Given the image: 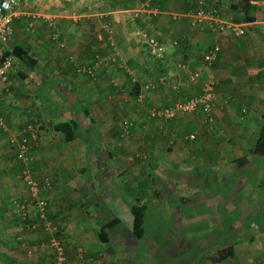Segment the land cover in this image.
<instances>
[{
  "label": "crops",
  "instance_id": "0c3cea01",
  "mask_svg": "<svg viewBox=\"0 0 264 264\" xmlns=\"http://www.w3.org/2000/svg\"><path fill=\"white\" fill-rule=\"evenodd\" d=\"M143 1L26 0L21 1L13 9L15 13L13 34L6 48L12 50L13 46L22 45V49L14 50L9 54L12 65L9 69L8 81L3 82L0 79V106L4 109V122L7 124L6 130L0 129V264H36L37 261L54 264L50 256H53L52 250L56 246L59 248H56L57 251L73 252L72 258L77 253V261L72 264H95L92 261H84L83 254L93 255L108 250L103 246L104 242L97 238L98 230L92 220L94 211L102 214L106 220L113 215L121 219L120 214L125 212L131 220L130 201L136 198V202H145L143 194L137 193L134 196L128 194V198H125L128 190L123 183L124 178L120 180L119 187L117 186L121 189L120 193L111 188V182L96 181L95 184H99L96 193L87 198L84 180L78 179L81 173L79 169L74 170L75 166L72 164L77 159L75 156L78 148H81L77 142L78 138L65 142L62 135L48 128L45 129L48 125L40 128V140L30 149L34 162L30 166L32 175L41 179L42 184L46 177L51 181V187H43L40 192L47 202L43 217L39 216V208L30 198L25 182L15 178L20 175V171H17L19 163L10 158L13 149L9 139L17 136V133L21 134V127L25 123H22V120L26 121L36 115L47 122L70 117L78 120L80 100L84 95L82 92L88 93L86 100L89 105V115L93 120L101 116V113H94L96 108L102 107L105 110L110 108L111 90L106 77L110 76L111 67L106 64L99 67L98 64L93 73L84 71V74H80L77 62L87 64L92 62L95 66L98 61L100 64L107 63L109 55L112 56L117 52L118 56L112 59L123 67L127 64L131 65L128 66L130 69L126 67V70L130 72L127 74L131 75L127 76H131L132 80L140 83L149 79L155 80L154 82L158 83L157 87L173 83L174 87L171 84L169 89L175 94L186 86L191 92L187 97L202 92L203 78L209 74L215 79L214 100L218 104L219 92L232 94L231 88L238 85L245 89L250 86L248 91L251 89L253 93H257L258 88L263 91L264 83L258 78L264 76L262 69L264 51L263 54L260 53L261 43L258 42L259 39L256 40L258 36L253 29L257 28L259 23H264V19L259 20L257 17L259 9L264 11V0H256V2L210 0L221 11L222 18L232 20L237 18L240 20L237 22L245 23L246 30L240 41H235L230 34L219 32L216 27L195 24L191 14L197 8L196 0H154L151 3L152 11L143 10L134 17L129 9L139 8ZM246 3L257 5L251 8L254 10L253 13L245 10ZM250 15H253V18H249ZM52 24L53 26H50ZM106 24H110L112 30L114 29L112 35L106 30ZM53 29L58 31L55 38L59 39V45H66L64 51H59L57 46L52 49L48 45L43 46L45 37L51 36ZM135 29L154 35L165 43L168 42L167 52L162 57L149 52L144 37L137 35ZM106 39L114 41L113 48H109ZM214 44L220 45L216 60L211 63L202 61L201 56ZM244 46L249 53L245 57L241 55L242 50L246 48ZM67 48L75 50L73 52L75 69H71L72 64L67 62L69 58ZM70 57L69 59L72 60V54ZM145 59L150 62L147 64ZM172 62L173 64L170 65ZM158 69L161 71L160 74H157ZM195 69H201V75L191 79V72ZM87 72L91 76L87 75ZM169 76V81L159 79L162 77L167 79ZM237 76L253 79L244 83L243 78L236 79ZM157 87L155 85L154 88L146 90L154 92ZM83 89L85 91H82ZM259 96L262 98L264 93H260ZM86 100L82 101L86 102ZM48 103H52L53 108H49ZM213 112L216 118H219L220 110L215 103ZM193 115L196 116L194 113L185 115L188 122L196 123ZM105 117L106 115L101 116L100 120H105ZM177 120L174 116L169 120H161V124H166V128L170 131L176 122L178 123ZM97 131H100V128ZM101 133L87 137L99 140L100 144ZM102 136L108 139L110 133H103ZM140 136L154 137L151 147L152 150L157 148L155 143H158V138L154 143L153 133L151 135L141 133ZM81 151L83 155H91L92 150L90 147L89 149L85 147ZM114 152V150L110 151V154ZM94 165L95 171H102V174L98 175L99 178L104 176L105 170H102L98 163ZM88 173L90 175V172ZM108 186H111L108 188L110 191H105ZM151 188V196L156 198L155 187ZM75 190H78L80 198L73 196ZM88 203L93 205V209H89ZM32 222L35 223L34 227H30ZM49 225L50 227L47 228Z\"/></svg>",
  "mask_w": 264,
  "mask_h": 264
},
{
  "label": "rangeland",
  "instance_id": "374dc122",
  "mask_svg": "<svg viewBox=\"0 0 264 264\" xmlns=\"http://www.w3.org/2000/svg\"><path fill=\"white\" fill-rule=\"evenodd\" d=\"M255 7L256 4L250 3L244 6L248 13H253L254 10L251 8ZM14 8L15 6L12 7ZM257 17L259 20L264 19V11L259 9ZM256 27L253 30L257 33L256 40L259 39L260 53L263 54L264 23H259ZM110 29L112 35L114 29L111 27ZM243 35L233 39L240 41ZM58 41V38L46 36L43 46L48 45L50 49L57 46L59 51H64L66 45L60 46ZM106 43L109 48H113L109 39H106ZM66 50L69 51L70 59V55L73 56L72 60L67 58V62L72 64L71 69H75L76 64L73 63L75 50L69 48ZM248 54L246 47L241 55L245 57ZM107 58L106 60L110 61L101 64L98 61L95 66L99 64L101 67L106 64L111 67L110 76L106 77L111 90V105L108 110L102 107L95 109L94 113L106 115L105 120H100V116L92 121L82 113L89 107L86 100L88 93L82 92L84 95L81 98L86 102L80 100L79 105L78 122L82 135H79L77 142L81 148H78L75 156L77 159L72 163L75 166L73 169H79L81 173L78 179L84 180L87 198L96 193L99 187V184H95L96 181L111 182L112 187L108 186L105 191H110L108 188L111 187L120 193L118 184L124 178L125 186L128 179V192L125 198H128V194L131 196L143 194L148 209L143 236L137 237L133 233L129 215L121 213L119 223L111 226V229L108 228L109 239L103 245L108 251L93 255L84 253L83 260L95 264H260V262L264 264V155L248 152L262 121L264 96L260 98L259 95L264 93V89L262 91L258 88L257 93H253L251 89L248 91L250 86L241 89L238 85L231 88L232 94L219 92V104L214 100L220 110L219 118H216L213 112V121L208 122L199 111L179 110L174 115L178 123L176 122L174 128L169 131L166 124H161V119L148 117V111L150 112L153 107L158 108L182 100L185 96L187 98V95L191 94L189 89L185 86L175 94L169 89L173 83H166L157 87L154 92L147 91L145 97L138 99L129 92L131 85L127 75L131 74H127L130 72L126 67L131 65L123 67L116 64L111 55ZM145 62L148 64L150 60L145 59ZM172 64L173 62L170 65ZM87 65L86 62H77L80 74L87 71L85 69ZM167 66L169 67V64ZM262 69L264 70V67ZM156 71L157 74L161 72L160 69ZM200 75L201 72L199 77ZM170 76L167 79L162 77L163 81H169ZM208 76L209 74L204 78ZM235 78H243L244 83L253 79L247 76ZM258 79L264 83V76L262 78L259 76ZM48 106L53 108L52 103H48ZM193 113L196 114L193 115L196 123L188 122V118H185V115ZM125 118H135L136 122L134 121L132 133L121 138L115 134ZM24 122L22 120V123ZM3 123L4 120L0 119V124ZM27 124H23L21 134L27 129ZM99 128V132H102L100 144L99 140L87 138L88 131L94 134ZM111 132L115 134L111 135ZM190 132L195 134L194 138L189 137ZM57 133L62 135L60 132ZM103 133H110V136H107L109 138L102 136ZM141 133L148 135L153 133L154 143L158 138V143H155L157 148L152 150L151 147L154 137L142 138ZM84 146L86 149L90 147L91 155H83L81 149L85 148ZM113 150L115 152L110 154ZM243 154L246 159L239 165L234 158ZM95 163L105 170L101 178L98 175L102 174V171L97 172L93 169ZM22 175L15 178L21 181ZM12 178L14 179V176ZM153 186L158 191L156 198L151 196ZM73 196L81 197L78 190L74 191ZM92 198L96 200L95 197ZM133 202H136V198L130 201ZM88 204L89 209H93V205ZM95 211L92 220L98 230L101 222L106 221V217ZM232 243L233 254L223 256L225 252L223 249ZM52 251L53 256H50V259L54 264H72L77 257V253L72 258L73 252L63 250L60 258L56 248ZM36 264L43 263L37 261Z\"/></svg>",
  "mask_w": 264,
  "mask_h": 264
},
{
  "label": "built area",
  "instance_id": "2783aa9c",
  "mask_svg": "<svg viewBox=\"0 0 264 264\" xmlns=\"http://www.w3.org/2000/svg\"><path fill=\"white\" fill-rule=\"evenodd\" d=\"M21 1L26 0H0V79L3 82H7L9 79V68L11 66V59L9 55L4 53L3 45L6 43L10 33H11V21L12 16L15 14L14 10L12 9L13 6H18ZM150 0H144L142 5L139 8H133L129 9L131 14L135 17L139 15V12L143 10L152 11V7L149 3ZM251 2H256V0H251ZM198 8L193 11L191 14V19L195 24H199L201 26H204L205 24H208L212 27H216L219 29V32L224 34H230L233 37H237L239 35H242L245 33V23L237 22L232 19H224L220 16L217 9L211 6H208L205 4L204 0H198ZM12 9V10H11ZM109 31L111 32L110 26H106ZM135 33L137 35H141L144 37V40L146 41L148 45V50L157 56L162 57L168 49V43H165L164 41L159 40L154 35H148L144 31L140 29H135ZM111 44H114V41L110 40ZM175 43V41H174ZM177 43V42H176ZM220 46L218 44H214L213 46L209 47L207 51L203 54L204 59L206 62L210 63L217 54V51L219 50ZM112 58H114V55H112ZM181 66V65H180ZM182 66L186 67V65L182 64ZM191 79H195L199 76L198 70H193L191 72ZM160 80L162 78H159ZM149 79L146 82L143 83V87L141 92H139L137 98L141 99L144 96V90L155 86L156 83ZM203 85H202V92L198 95L189 96L187 98H183L182 100H177L172 104L169 105H162L161 107H153L151 110V114L156 115H163V116H174L177 111L180 110V112H190V111H201L204 115V118L206 121L212 122L213 121V109H214V99H215V92H214V86H215V79L212 75H209L208 77L203 79ZM130 120L122 122V126H125V129L128 128V125H130ZM124 124V125H123ZM27 128L31 130L32 137L37 136V127L33 125L32 123L27 124ZM189 137L194 138L195 134L190 132ZM17 156L19 159H22L24 162V166L22 170L20 171L22 175V180L25 182L28 193L30 195V198L34 200L39 208V216H44V208L47 204L45 197L40 195L41 188L51 187V181L49 177H46L43 184L37 180L31 172L29 162L32 160V156L28 154L27 151V138L22 137L21 141H18L17 143ZM35 223L32 222L30 224V227H34ZM50 225L47 227L49 228ZM52 241L55 243L54 239ZM57 249L58 246H56ZM59 251V250H58ZM62 251L58 252V256L61 254ZM60 257V256H59ZM61 258V257H60Z\"/></svg>",
  "mask_w": 264,
  "mask_h": 264
},
{
  "label": "trees",
  "instance_id": "16d2710c",
  "mask_svg": "<svg viewBox=\"0 0 264 264\" xmlns=\"http://www.w3.org/2000/svg\"><path fill=\"white\" fill-rule=\"evenodd\" d=\"M153 1L154 0H150L149 1L150 5H151V3ZM204 2L207 5V7L208 6H211V7H214V8L217 9V7L212 2H209V3H207L206 1H204ZM196 6H197V8L199 6L198 0H196ZM217 11L220 14L221 11L218 10V9H217ZM14 15L12 16V21H11V33H10V35H9L6 43L3 45L4 53L7 54V55H9L10 53H13L14 50L15 51H21V49H22V45H15V46H13V49L12 50L11 49L8 50V48H6L7 42H10L11 37H12V34H13V28H14L13 27V21H14V18H15ZM220 16H221V14H220ZM249 18H253V15H250ZM234 21H240V20L237 19V18H235ZM107 25H105V26H107ZM50 26H53V24L50 25ZM106 30L110 34V31H109V29L107 27H106ZM56 32H58L57 29L56 30L53 29V31L51 32V36L50 37L51 38H54V39H57V38H55L57 36V33ZM111 45L114 46V44H111ZM218 51H220V48H219ZM218 51H217V53H218ZM117 56H118V53L114 54V58H116ZM216 56H217V54H216ZM198 57H200V56H198ZM10 59H11V57H10ZM201 59H202V61H205L206 62V60L204 59V56L203 55L201 56ZM213 60L215 61L216 60V57ZM213 60L211 62H213ZM90 63L85 67V69H87V71H89L90 73H93L94 70L97 68V66H94L92 62H90ZM116 64H119V62L117 61ZM11 65H12V63H11ZM90 65H92V66H90ZM120 66H122V65H120ZM89 72H87L86 74L88 75ZM153 81H155V80H153ZM128 82H130V85H131L130 86V89H129L130 90L129 92H132V94L135 97H137L138 94H139V92H141L142 87H143V83L145 81H143V82L140 83L138 81L132 80L131 79V76H130V77H128ZM126 84H127V82H126ZM157 85H158V83L156 84V87H157ZM152 88H154V86H152V87H150L148 89H152ZM84 111L85 112L82 111V113L86 114L87 116L90 114L88 107H86ZM148 114H149L148 117H150L151 119H161V120H166L167 119V120H169L170 118L173 117V116L166 117V116H163V115L151 114V111L150 112L148 111ZM90 118L93 121V117L90 116ZM0 119H1V121H2V119L4 120V111L2 110L1 106H0ZM123 120L125 122L128 119L125 118ZM129 120L131 122H130V125H128V128L127 129H125V126H120V128L118 129L117 134L111 132V135H114L115 134V135H118L119 137L122 138V136H125L127 134H131L132 131H133V129H134V123L136 122V120H135V118H132V119H129ZM29 122L32 123L33 125H35V127H37L36 128L37 129V136L36 137H32L31 130L27 128L26 130H24V133L23 134H19L18 135V133H17L16 134L17 136L12 137V138L9 139V144H10V146L13 149L11 151V153H10V155H11L10 158H11V160H12V158H13V160L15 159V161L19 163V170H17L18 172L21 171L22 168H23V166H24V162L22 161V159H19L18 156H17V149H18L17 143H18V141H21L22 140V137H26L27 138V151H28V154L31 155V153H30L31 150L30 149L32 148V145H34V143L36 141L38 142L40 140V137H39L40 136V134H39L40 133V128L43 127V126L46 127V125H48L45 129L48 128V129L52 130L53 132H60L62 134L63 140L65 142H69V141L75 140L81 134L80 131H79L80 128H79V122H78V120L75 119V118H72V117H70V118H64V119L58 120V121L51 120V121L47 122L46 120H43L42 121L41 118H40V116L39 115H36V116L32 117L31 119H28V120L25 121V123H29ZM14 126H16V125H14ZM23 127H24V125H22L21 130H22ZM0 129L6 130L7 129V124L6 123L0 124ZM84 132H85V134L88 133L87 135H89V136L92 134V131L90 133H89V131L87 133H86V131H84ZM93 132H95V130ZM98 132H95V133H98ZM248 152L249 153H253V154L264 155V110L262 111V121L260 123L259 128L256 131V136H255V139H254L253 143L248 148ZM234 159L240 165L242 162L245 161L246 156H245V154H243V155H241L239 157H235ZM29 163H30L29 166H32L34 164L33 160H31ZM36 179L39 180V182L42 184L41 179H38V178H36ZM127 182H128V179L126 180V186H127ZM155 193H156V195H158V191H157L156 187H155ZM147 207L148 206H147V203L146 202H144V203L133 202L130 205L131 222H132L131 223V227H132L133 233L137 237L143 236L144 229H145L144 224L146 222L145 215H146ZM119 221H120V217L115 216V215H113L112 217H110L109 219H107L106 221H104L103 224H101L100 228L97 231V238L99 239V241H101V242L108 241V239H109L108 228H110L111 226H113L116 223H119ZM223 251H225L223 253V256H227V255L233 254V252H234V243H232L231 245H228L225 249H223Z\"/></svg>",
  "mask_w": 264,
  "mask_h": 264
},
{
  "label": "clouds",
  "instance_id": "9594fccd",
  "mask_svg": "<svg viewBox=\"0 0 264 264\" xmlns=\"http://www.w3.org/2000/svg\"><path fill=\"white\" fill-rule=\"evenodd\" d=\"M211 63V62H210ZM195 70H198L199 71V73L201 72V70H199V69H195ZM199 112H201V111H199ZM202 113V112H201ZM202 115H203V113H202ZM214 116V115H213ZM203 117H204V115H203ZM204 120H205V118H204Z\"/></svg>",
  "mask_w": 264,
  "mask_h": 264
}]
</instances>
